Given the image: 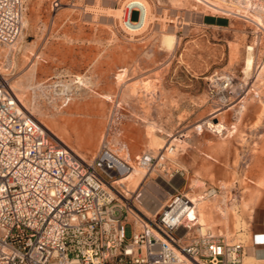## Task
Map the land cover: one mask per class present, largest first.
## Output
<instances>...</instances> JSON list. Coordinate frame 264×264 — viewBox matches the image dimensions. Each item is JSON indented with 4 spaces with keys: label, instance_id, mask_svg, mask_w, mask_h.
Listing matches in <instances>:
<instances>
[{
    "label": "rangeland",
    "instance_id": "1",
    "mask_svg": "<svg viewBox=\"0 0 264 264\" xmlns=\"http://www.w3.org/2000/svg\"><path fill=\"white\" fill-rule=\"evenodd\" d=\"M123 1L24 0L19 36L10 52L0 46V73L56 143L85 161L105 146L129 165L133 212L155 217L173 191L201 196L197 223L245 245V263L264 262L263 250L247 249L264 219V9L242 18L215 11H229L228 0H145L153 21L130 35L105 12ZM204 12L228 24L204 27ZM168 32L172 48L162 42ZM167 141L174 151L162 164H136ZM143 189L159 204L140 201Z\"/></svg>",
    "mask_w": 264,
    "mask_h": 264
},
{
    "label": "built area",
    "instance_id": "2",
    "mask_svg": "<svg viewBox=\"0 0 264 264\" xmlns=\"http://www.w3.org/2000/svg\"><path fill=\"white\" fill-rule=\"evenodd\" d=\"M229 1V11H215L242 17L264 9V0ZM23 2L0 0L1 46L19 36ZM131 11L139 15L131 8L128 20ZM171 148L156 158L143 153L136 164H162ZM128 170L105 146L85 161L58 145L22 112L0 73V264H248L240 241L197 230V196L173 191L155 217L133 212L131 194L116 183ZM259 229L250 245L264 251V239L254 240L264 237Z\"/></svg>",
    "mask_w": 264,
    "mask_h": 264
},
{
    "label": "bare ground",
    "instance_id": "3",
    "mask_svg": "<svg viewBox=\"0 0 264 264\" xmlns=\"http://www.w3.org/2000/svg\"><path fill=\"white\" fill-rule=\"evenodd\" d=\"M137 9L139 10V19L138 20H128V12L130 9ZM151 6H149V4L147 3V1L145 0H124L122 2V4L119 6V7H116V8H112L111 10H107L105 11L106 13L110 14L111 17H116L119 19V22H120V26L122 27V29L128 33V34H133V33H138V32H141L143 31L147 24L151 21H153V15H152V12H151ZM262 8H257L254 13H257V11H261ZM240 16L242 17H246L247 18V15H244V14H239ZM201 17V15H200ZM257 24L259 27H262L263 23H262V19L261 17H257ZM187 24V23H185ZM183 24V25H185ZM21 26H23V20L21 18ZM186 26V25H185ZM176 41V37L174 36V34L172 33H167V34H164L163 37H162V42L163 44H165L168 48H172L173 47V44L175 43ZM14 45V44H13ZM1 46V47H4V48H7V52H10L12 46ZM250 49V48H249ZM253 63V57H252V54L251 52H248L247 53V56L244 58V64H245V69L246 71H249L251 68H252V64ZM7 64L9 65L10 62H9V59L7 58ZM11 65V64H10ZM10 89H12V87L10 86ZM13 90V89H12ZM65 92L66 95H69V92H70V89H69V85H64L63 88H61V93ZM15 95V94H14ZM16 97V95H15ZM19 105H20V108L22 109V104L19 102L18 98L16 97ZM69 99V98H68ZM29 116H31L29 114ZM32 117V116H31ZM34 118V117H32ZM35 119V118H34ZM36 120V119H35ZM39 122V121H38ZM40 123V122H39ZM41 124V123H40ZM42 125V124H41ZM47 129V128H46ZM48 130V129H47ZM49 132V131H48ZM50 134V132H49ZM52 135V133H51ZM53 136V135H52ZM56 140H58V137H54ZM59 141V140H58ZM57 141V144L58 145H61V146H64V144H62L60 141L58 143ZM169 145H172V143L170 141H167L165 142L157 151V156H159V153L164 149L166 148V150L168 149V146ZM67 147V146H66ZM172 150H170L171 152L174 151V147L171 148ZM71 150V149H70ZM75 153V152H74ZM76 154V153H75ZM77 155V154H76ZM78 157H80L79 155H77ZM162 158V157H161ZM149 169V167H148ZM151 170V169H150ZM129 172V170H128ZM128 172L126 174H128ZM125 174V175H126ZM124 175V176H125ZM120 177L118 180H117V183L120 185L121 188H123V190L125 192H127L129 194V191H128V188L127 186L125 185V181L123 180V177ZM156 179V178H155ZM155 184V183H154ZM160 188V187H159ZM164 189V188H163ZM148 190V189H147ZM158 191V190H157ZM160 191V189H159ZM151 192V191H150ZM153 194V193H152ZM160 196L163 195V193H159ZM132 196V195H131ZM188 196V195H187ZM192 197V196H191ZM197 198H201L203 199L201 196H198L196 197L195 199ZM138 199L140 201H142L144 204L148 205L150 203H155L156 205L159 204V200L158 198H156L154 195H151V193H149L148 191H146L145 189H143L140 194L138 195ZM162 205V204H161ZM160 205V207H161ZM197 207V206H196ZM191 218H194L195 221L197 222H200L201 223V220L199 218H196L195 215L191 216ZM199 225V227H197V230L199 231H203L204 229L202 228V225H200L199 223H197ZM261 236H258L257 237V240H261ZM247 249H254L253 247L251 246H248ZM245 250V248H244ZM259 251L261 250H258L257 252L260 253ZM263 252V251H262ZM249 255L253 257V259L257 258L255 255H257L255 252H252V251H249ZM262 255V253L260 254ZM244 256H245V251H244V255H243V261H244ZM247 256V255H246ZM250 259H248L246 257V263H251L249 262ZM245 262V261H244ZM253 264H259V263H253Z\"/></svg>",
    "mask_w": 264,
    "mask_h": 264
},
{
    "label": "crops",
    "instance_id": "4",
    "mask_svg": "<svg viewBox=\"0 0 264 264\" xmlns=\"http://www.w3.org/2000/svg\"><path fill=\"white\" fill-rule=\"evenodd\" d=\"M204 17L220 19V20H224L225 22L224 23L205 22ZM201 24L204 27L223 28V27H226V25L228 24V18L222 15H216L210 12H204L202 13V16H201ZM261 224H264V219L261 221Z\"/></svg>",
    "mask_w": 264,
    "mask_h": 264
}]
</instances>
